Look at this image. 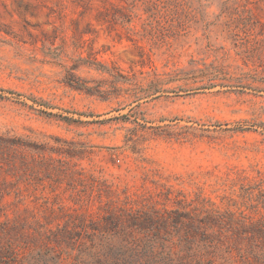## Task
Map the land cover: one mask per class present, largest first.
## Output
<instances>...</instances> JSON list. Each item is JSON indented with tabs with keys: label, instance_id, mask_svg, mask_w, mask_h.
Here are the masks:
<instances>
[{
	"label": "rangeland",
	"instance_id": "374dc122",
	"mask_svg": "<svg viewBox=\"0 0 264 264\" xmlns=\"http://www.w3.org/2000/svg\"><path fill=\"white\" fill-rule=\"evenodd\" d=\"M134 2L0 0V135L70 151L37 157L121 199L171 189L260 218L242 188L264 190V0ZM46 176L2 187L11 218L17 191L41 220L79 207Z\"/></svg>",
	"mask_w": 264,
	"mask_h": 264
},
{
	"label": "trees",
	"instance_id": "16d2710c",
	"mask_svg": "<svg viewBox=\"0 0 264 264\" xmlns=\"http://www.w3.org/2000/svg\"><path fill=\"white\" fill-rule=\"evenodd\" d=\"M38 152L72 157L0 135V264H264V215L222 209L202 194L192 201L183 191L173 196L171 189L156 195L162 200L151 194L134 199L126 191L121 199L113 187H100L98 178H83L70 162L42 165ZM42 169L47 179L68 182L79 207L52 205L41 220L17 191L11 218L7 209L14 204L5 199L12 192L2 187L37 184ZM242 189L249 201L257 189L264 210L262 187Z\"/></svg>",
	"mask_w": 264,
	"mask_h": 264
}]
</instances>
